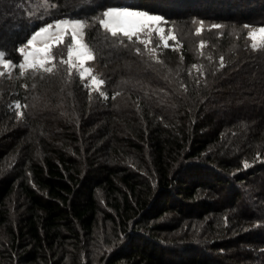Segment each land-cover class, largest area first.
I'll use <instances>...</instances> for the list:
<instances>
[{
  "label": "trees",
  "instance_id": "trees-1",
  "mask_svg": "<svg viewBox=\"0 0 264 264\" xmlns=\"http://www.w3.org/2000/svg\"><path fill=\"white\" fill-rule=\"evenodd\" d=\"M100 1L50 6L147 0ZM194 1L162 11L185 36L156 53L91 19L104 95L66 68L0 77V264H264V48L244 27L264 2ZM14 18L0 51L19 64L40 25ZM200 20L221 27L196 37Z\"/></svg>",
  "mask_w": 264,
  "mask_h": 264
},
{
  "label": "snow or ice",
  "instance_id": "snow-or-ice-1",
  "mask_svg": "<svg viewBox=\"0 0 264 264\" xmlns=\"http://www.w3.org/2000/svg\"><path fill=\"white\" fill-rule=\"evenodd\" d=\"M103 18L99 20L100 25L113 37L123 35L128 40H132L133 37L137 38L138 43L147 44L151 43V39L147 41L140 38L141 33L147 32L148 36L155 32L159 37V42L163 44L165 48L169 47V40L175 41L176 36L169 31L165 34V29L160 27L163 18L157 15H150L143 11H133L130 9H109L102 14ZM86 24L82 21H57L54 25L49 24L41 27L38 31L27 40V43L20 47L18 51L23 57V60L19 64H13L10 58H6V53L0 51V68L10 69L18 67L21 69V75L26 71L42 70L46 73H51L55 68L53 63L54 57L52 55V49L63 44L65 36L69 33L71 35V41L67 45L68 58L61 59L60 63L68 65L69 74H71L73 68H78L80 79H85L86 76L92 74L91 68H86L87 61L94 59L92 50L82 40L83 29ZM215 28L221 27L220 25H213ZM248 28V25L244 26ZM201 29H197L199 34ZM248 39L252 41L253 48H264V27L251 30L248 33ZM203 42L201 47H203ZM139 51V49H137ZM150 53H155L156 49L151 48ZM74 60L76 61L74 63ZM51 64V67L47 65ZM0 72V75H3ZM104 84L103 79L97 76L91 75L90 86L99 91L100 87ZM100 95H104L100 92ZM19 107V105H17ZM247 167V165H245Z\"/></svg>",
  "mask_w": 264,
  "mask_h": 264
},
{
  "label": "rangeland",
  "instance_id": "rangeland-1",
  "mask_svg": "<svg viewBox=\"0 0 264 264\" xmlns=\"http://www.w3.org/2000/svg\"><path fill=\"white\" fill-rule=\"evenodd\" d=\"M51 1L52 0H0V33L2 34V31H5V25H7V23L9 24V21L11 18H12V20H13V17L18 18L17 22H20L21 16L25 15L27 17L28 13H30V14L33 13V15H35V17H36V21H35L36 24L40 25L36 31H38L41 27H44L46 25H49V24L54 25L57 21H62V20L77 21L78 20V21H82L86 24V27L83 29L82 40L92 50V48L90 47V45L88 44V42L86 40V31L92 26L89 23L90 21H92L91 19H93L94 22H96V21L99 22V20L102 19L103 16L101 15L99 19L95 20L97 17L95 16L92 18V14L86 8V10H87L86 14L87 15H83V14H79V13L76 14V11H74V12H71L72 15L70 17H59V19H55L54 17H57L58 12L57 11H54V13L52 12L53 7L50 6ZM62 1H65L67 6L70 7V11H72L77 7H83L84 2L86 0H68V1L62 0ZM124 1H129V0H108V3L114 2L115 4H118V3H121ZM130 1H132V0H130ZM224 1L226 3H224ZM259 1L264 2V0H259ZM19 2H21V4H19ZM133 2L136 3V0H134ZM179 2H180V0H147L146 2H144L145 8H143V9H131V8L122 7V6H111V7L107 8L106 10H109V9H130L133 11H143V12L149 13L150 15H157V16L162 17L163 21H165V23H162L160 25V27L165 29L166 35L169 31H171L176 36L175 41L169 40V45H170L169 47L175 48V47H178V45L180 44L179 43V36L184 39L185 35L181 34L182 29L178 28L179 26L177 27L176 24H174L173 22H171L168 19H165L161 14L163 13L162 11H164V10H165V13L167 14V13H171V10H175L178 8L182 9V7L180 5H178ZM98 3L101 4V1L98 0ZM135 3H133V4H135ZM194 3H195L194 4L195 6H192V7H202V9H203L202 12H206L205 11L206 5H208V4L211 5V3L212 4H220L221 6L224 7V11H228L232 8H239L240 9L239 5H241L243 3V0H212V1L211 0H196V1H194ZM260 4H263V6L256 8V10H255L256 15L253 16V19H257L258 21L264 20V3H260ZM53 9L55 10V8H53ZM179 11L181 13L185 12L184 9L179 10ZM195 12L196 11H192L190 14H195ZM44 13L45 14L50 13L49 15H51V13H52L53 15L48 17L49 20L45 24H42V22H44L45 20H40V19L38 20L37 18H39L41 16V14H44ZM204 15L206 16V14H204ZM77 17H78V19H77ZM52 18H54V19H52ZM11 23L14 24V22H11ZM11 23H10V25H12ZM213 25H217V24L212 23V21H206V20L196 21L192 27L193 35L196 37L201 36L200 38H202V37L206 36V34L208 32H210V30L215 29V27H213ZM260 27H264V24H261V26H249L247 28V37H248V33L251 30L259 29ZM197 29H201L199 34H197ZM10 30H12V29H10ZM10 30L5 31L6 38L2 40V43L7 44L8 39L9 40L11 39L12 31L10 32ZM34 33L35 32H33L30 35V37H28V39H30ZM121 36L124 37L122 34H121ZM125 38L128 39L127 37H125ZM140 38L145 40V41H147L148 39H151V43L147 44V46L145 44L138 43L136 37H133L131 40L136 45H139V46H142L143 48H145L146 52L150 53L149 50L151 48H155L157 50L158 47H164L163 44L159 42V37L155 32H153L151 34V37L148 36L147 32L141 33ZM27 40L24 43H22V45L20 47L24 46L27 43ZM70 41H71V35H70V31H69V33L65 36L64 43L52 49V55L54 57L53 63L55 64L56 69H58L55 72L60 74V75H61V72L59 70L64 72V71H66L65 70V68H66L68 71V65L62 64V63H60V61H61V59L66 60L68 58L67 45L70 43ZM251 45H252V41L250 40V46ZM199 46L201 47V44H199ZM253 49H261V48H253ZM92 53H93L94 59L87 61V63L85 64V67L91 68V70H92L91 75H94V76H97L98 78H100V72H99L98 64L95 60V55H94L93 50H92ZM155 53H156V51H155ZM22 60H23V57L21 55L20 62ZM75 62L76 61L74 60V63ZM47 66L51 67L52 65L49 64ZM17 68L18 67L10 68V69L0 68V72H3L4 73L3 75L7 74V75L12 76L16 72ZM19 70L21 72V69H19ZM71 74H73L75 77H77L79 79V81L83 84V86L88 88L90 91H97L90 86L91 75L86 76V78L83 80L80 79L78 68H73ZM1 76L2 75H0V77ZM101 88H102V86L100 87V90L98 92L101 91Z\"/></svg>",
  "mask_w": 264,
  "mask_h": 264
}]
</instances>
